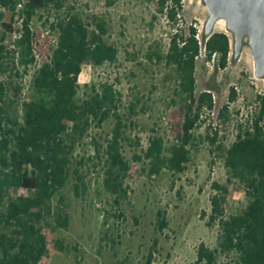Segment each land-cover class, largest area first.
<instances>
[{"label": "rangeland", "instance_id": "374dc122", "mask_svg": "<svg viewBox=\"0 0 264 264\" xmlns=\"http://www.w3.org/2000/svg\"><path fill=\"white\" fill-rule=\"evenodd\" d=\"M183 3L181 18L185 26L196 27L202 40L209 17L207 7L203 0H183ZM70 7L88 22L94 17L103 20L108 28L105 41L118 49L116 63L98 68L85 65L79 82L82 86L96 84L98 88L110 84L120 96L118 113L126 124L123 153L131 162L124 184L129 193L116 204V197L104 186V153L116 124L114 117L102 125L93 124L83 136L69 140V179L51 201L52 215L38 225L48 240V254L39 264H147L155 240L152 264H191L197 259L201 243L216 252L217 264L235 259L234 253L220 252L221 227L211 218L212 184L217 181L229 188L227 215L243 213L249 199L245 188L231 177L224 160L218 157L217 145H212L207 136L212 135L210 127L217 128L220 140L229 148L238 134L251 126L256 115V96L264 93V78L256 76L247 40L242 53L233 58V34L228 32L225 21L216 24L214 32H226L231 38V60L226 69H219L205 59L202 50L196 69L197 95L211 91L215 108L203 112L202 123L194 131L197 142L187 170L177 174L164 169L151 175L149 161L134 158L142 154L153 136L164 138L165 154H169L181 132L185 106L177 92L176 71L157 58V54L168 51L170 27L149 0H66L60 13L52 7L39 10L31 25L38 62L29 73L23 71L12 51L16 35L0 27V46L5 47L0 50V78L6 87L7 110L22 121L23 102L41 98L33 87V78L56 48L59 36L53 28L56 18L65 15ZM232 88L237 99L229 103ZM91 92V87H83L78 100ZM227 104H230L227 118H221L220 111ZM79 176L85 186L78 181ZM32 195L34 191L24 188L10 189L7 200ZM61 212L69 216L67 228L57 226ZM159 212H165L168 224L163 230Z\"/></svg>", "mask_w": 264, "mask_h": 264}, {"label": "trees", "instance_id": "16d2710c", "mask_svg": "<svg viewBox=\"0 0 264 264\" xmlns=\"http://www.w3.org/2000/svg\"><path fill=\"white\" fill-rule=\"evenodd\" d=\"M22 1L0 0V27L16 35L12 51L23 71L29 73L38 62L33 18L39 10L51 7L60 13L66 7V0H26L18 11L17 5ZM149 1L170 27L168 51L157 54V58L176 71L177 92L183 99L185 113L181 132L168 155L164 138L153 136L142 154L134 159L148 160L151 175H158L164 169L181 174L192 160L197 142L194 131L202 123L203 112L215 108L211 91L197 95V61L204 49L207 61L226 69L232 55L231 38L226 32L208 33L204 28L200 40L199 30L193 25L187 28L181 18L183 0ZM53 28L59 33L56 48L33 78V87L41 98L23 102L22 121L9 114L6 87L0 78V264H39L48 254L47 236L38 225L52 215L51 201L69 179L68 141L83 136L93 124L102 125L110 117H114L116 124L104 153V186L116 197V204L129 193L124 184L131 162L123 153L126 124L118 113L120 96L110 84L98 88L96 84L82 86L79 82L85 65L98 68L118 61V49L105 41L107 24L98 17L88 22L70 7L65 15L56 18ZM0 50L5 47L0 46ZM232 57L236 58L237 54L234 52ZM1 74L0 64V77ZM83 87H91L92 92L78 100ZM236 99L237 92L232 88L229 103ZM256 103L251 126L239 133L229 148L220 140L217 128L210 127L212 135L207 136L212 145H217L218 157L224 160L231 177L245 188L249 199L243 213L227 215L229 188L217 181L212 184L211 218L221 227L220 252L236 255L226 264H264V93L257 94ZM229 105L220 111L221 118H227ZM96 153L99 157L100 145ZM78 181L85 186L81 176ZM228 182H232L231 178ZM18 188L34 191V195L7 200L9 190ZM158 218L163 230L168 225L165 212H159ZM69 221L68 214L61 212L57 226L67 228ZM156 247L155 240L147 264L153 263ZM215 253L201 243L197 259L191 264H217Z\"/></svg>", "mask_w": 264, "mask_h": 264}, {"label": "water", "instance_id": "95a60500", "mask_svg": "<svg viewBox=\"0 0 264 264\" xmlns=\"http://www.w3.org/2000/svg\"><path fill=\"white\" fill-rule=\"evenodd\" d=\"M209 17L205 24L213 33L216 24L223 20L233 34L234 49L242 53L247 40L251 48L256 76L264 78V0H203Z\"/></svg>", "mask_w": 264, "mask_h": 264}, {"label": "built area", "instance_id": "2783aa9c", "mask_svg": "<svg viewBox=\"0 0 264 264\" xmlns=\"http://www.w3.org/2000/svg\"><path fill=\"white\" fill-rule=\"evenodd\" d=\"M23 6H24V3H23V1L21 2V3H19L18 5H17V10H21L22 8H23ZM200 38V37H199ZM201 40V39H200ZM204 50V49H203ZM204 53H205V50H204ZM213 62V61H212Z\"/></svg>", "mask_w": 264, "mask_h": 264}]
</instances>
